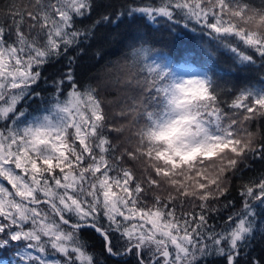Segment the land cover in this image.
<instances>
[{
  "label": "snow or ice",
  "instance_id": "snow-or-ice-1",
  "mask_svg": "<svg viewBox=\"0 0 264 264\" xmlns=\"http://www.w3.org/2000/svg\"><path fill=\"white\" fill-rule=\"evenodd\" d=\"M261 121L264 0H3L0 264H264Z\"/></svg>",
  "mask_w": 264,
  "mask_h": 264
},
{
  "label": "trees",
  "instance_id": "trees-1",
  "mask_svg": "<svg viewBox=\"0 0 264 264\" xmlns=\"http://www.w3.org/2000/svg\"><path fill=\"white\" fill-rule=\"evenodd\" d=\"M2 2H3V0H0V3H2ZM257 2H258V0H257ZM85 62H86V63L88 62L87 59L85 60ZM219 67H221L222 69L225 68V67H227L226 62L221 63V64L219 65ZM48 70L51 71L50 68H49ZM260 123L264 124V121H261ZM252 127H253V130H254L255 127H256V125L253 124ZM247 175H248V174L245 175V178H247ZM238 184H239V180L234 178V179H233V193H232L233 196L236 195L235 187H236V185H238ZM229 198L231 199L232 197L230 196ZM214 222H215L214 220H210V223H214Z\"/></svg>",
  "mask_w": 264,
  "mask_h": 264
}]
</instances>
